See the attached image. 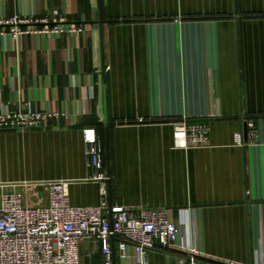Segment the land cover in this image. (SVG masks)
Wrapping results in <instances>:
<instances>
[{
    "label": "crops",
    "instance_id": "obj_1",
    "mask_svg": "<svg viewBox=\"0 0 264 264\" xmlns=\"http://www.w3.org/2000/svg\"><path fill=\"white\" fill-rule=\"evenodd\" d=\"M13 15L81 30L0 35V113H63L44 128H0L5 190L45 204L41 188L18 184L64 179L71 205H97L99 182L83 181L95 172L81 132L91 126L107 132L109 205L169 208L177 243L202 264H264V130L246 134L242 121L264 118V0H0V18ZM180 116L207 126L206 146L175 147ZM96 245L80 242L78 264H103ZM114 253L134 264L130 246ZM176 255L150 250L146 264Z\"/></svg>",
    "mask_w": 264,
    "mask_h": 264
},
{
    "label": "built area",
    "instance_id": "obj_2",
    "mask_svg": "<svg viewBox=\"0 0 264 264\" xmlns=\"http://www.w3.org/2000/svg\"><path fill=\"white\" fill-rule=\"evenodd\" d=\"M0 35L18 39L24 34L51 35L79 32L80 27L64 16L32 18L13 15L0 18ZM63 115L59 111H39L20 107L0 113V128H44L48 120ZM246 134L264 130V118L242 119ZM86 165L95 172L85 182H99V203L95 206H73L68 199L70 180L21 182L23 188H41L47 202L39 205L25 203L20 191H7L0 183V264H78L79 244L87 239L96 245L103 264H113L111 240L114 239L118 257H126L128 246L134 254V264H146L150 250H174V264H202L201 253L195 248L177 243L178 227L167 207L111 206L107 200L110 175L105 170L103 141L94 127L81 130ZM208 128L203 123H187L184 116L173 122L175 147L198 148L207 145ZM236 143L248 144L242 133ZM264 145V141L261 142Z\"/></svg>",
    "mask_w": 264,
    "mask_h": 264
},
{
    "label": "water",
    "instance_id": "obj_3",
    "mask_svg": "<svg viewBox=\"0 0 264 264\" xmlns=\"http://www.w3.org/2000/svg\"><path fill=\"white\" fill-rule=\"evenodd\" d=\"M104 149H105V161H106V167H107V173L109 174V148H108V138H107V132H105V140H104ZM112 243V257H113V264H115V253H114V239L111 240Z\"/></svg>",
    "mask_w": 264,
    "mask_h": 264
},
{
    "label": "trees",
    "instance_id": "obj_4",
    "mask_svg": "<svg viewBox=\"0 0 264 264\" xmlns=\"http://www.w3.org/2000/svg\"><path fill=\"white\" fill-rule=\"evenodd\" d=\"M101 139H102V137H101ZM103 148H104V141H103ZM103 160H105L104 152H103Z\"/></svg>",
    "mask_w": 264,
    "mask_h": 264
}]
</instances>
